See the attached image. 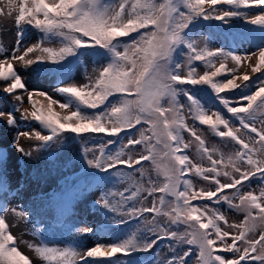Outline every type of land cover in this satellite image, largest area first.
<instances>
[{
	"label": "snow or ice",
	"instance_id": "obj_1",
	"mask_svg": "<svg viewBox=\"0 0 264 264\" xmlns=\"http://www.w3.org/2000/svg\"><path fill=\"white\" fill-rule=\"evenodd\" d=\"M0 4L4 5L0 15L6 8L16 29L15 46L0 45L3 92L22 103L23 96L17 94L22 90L31 105V110L21 112L20 122L15 117L19 104L12 111H0V120L7 125L32 128L18 132L12 147L30 157L67 140H79L85 167L75 180L65 177L67 190L74 198L81 188L109 185L93 205L100 206L105 218L99 227L72 231L66 226L69 200L50 201L37 211L54 208V223L73 237L108 233L109 225L135 222L111 243L83 250L78 244L58 247L44 239L39 243L20 239L7 216L27 223L33 213L8 208L7 198L13 192L0 154V264H35L20 250L21 244L43 264H188L194 250L193 264H264V0H0ZM255 8L259 13L251 14ZM238 20L254 27L247 32L233 30ZM199 21H219L216 29L230 47L210 48L211 34L199 46ZM30 29L41 34L31 45L25 42ZM245 41L252 42L256 51L239 54ZM181 56L183 60L178 59ZM84 57L94 58L98 66L92 73L85 66L86 83H71L72 68L83 66ZM229 60L233 67L227 66ZM14 62L54 77L52 92L63 99L29 90ZM195 62L203 64L202 74ZM244 64L259 76L237 74ZM203 85L228 115L205 107L198 93L206 89L197 87ZM34 96L44 97L47 105ZM32 122L47 134L33 128ZM197 122L231 150L210 148L198 133ZM185 132L195 142L198 161L186 154L192 141L186 142ZM20 137L36 142L31 151L20 146ZM142 162L151 165L155 179ZM192 177L205 184L198 186ZM117 185L126 187L121 190ZM149 197L151 206L146 204ZM224 204L243 213V219L228 224L220 210ZM38 224L44 231L51 227ZM32 234L41 235V227ZM163 241H169L165 247L171 256L158 254L157 245ZM154 248L157 254L151 259L135 255Z\"/></svg>",
	"mask_w": 264,
	"mask_h": 264
},
{
	"label": "rangeland",
	"instance_id": "obj_2",
	"mask_svg": "<svg viewBox=\"0 0 264 264\" xmlns=\"http://www.w3.org/2000/svg\"><path fill=\"white\" fill-rule=\"evenodd\" d=\"M3 7L4 5L0 4V8ZM219 7L227 6L221 5ZM259 11V8L252 9L251 14H257ZM6 12L7 9L5 8V14L0 15V45L10 49L15 46L16 29L13 18L8 17ZM253 27L254 26L247 24L243 28H240V30L247 32ZM209 34L212 35L211 41H207L210 48L214 49L223 45L228 48V45L225 44L222 37L215 36L210 32H201V35L196 38L199 46H204V43L206 42L204 37ZM40 35L41 34L35 29H30L27 33L25 42L31 45L38 41ZM255 42L258 43L259 41L257 40ZM237 51L239 54L243 55L246 52L256 51V48L252 42L245 41ZM254 61L255 57H253V63ZM218 63L219 61H217V64ZM85 66L88 73H92L93 68L97 67L98 64L94 63V58L84 57L83 66H73L71 72V83L79 85L87 82L84 70ZM195 66L197 68V72L202 74L204 66L200 64H196ZM227 66H234L231 60L228 61ZM31 67L25 69L19 62H14V68H16L21 77L24 79L29 90L39 89L53 95V98L62 100V97L52 92V89L55 86L54 77L43 73H33ZM245 71H247L253 78L256 77V75L259 76V73H251V69L247 66V64L242 65L237 74ZM229 78H231L230 75ZM204 86L208 88L206 85ZM252 90L254 91L255 88L253 87ZM17 94L23 96L22 103L16 102L13 95L5 94L3 92V82L0 81V111H12L13 105L19 104V111H15V117L16 120L20 122L21 112H23L24 108H29L31 110V105L28 103L26 93L22 92V90H17ZM198 94H207V91ZM33 99L40 101L41 104L45 106L47 105V100L44 97L34 96ZM184 99L185 98L180 97L182 102ZM54 107L56 111H61L58 106ZM225 114L228 115L226 112ZM187 122L192 124L191 119H188ZM234 123L238 124V122ZM257 126H260L259 120L257 121ZM32 127L36 130L42 131L43 134H47L46 130H42L36 122H32ZM21 131L30 132L32 131V128L24 127L23 124H21L20 127L9 126L6 123V120H0V150L2 151V159L9 174V182L12 186V192L16 195L15 198H7V206L8 208L16 207L17 210H19V207H23L24 210H32L33 213L30 221L27 223L23 220H18L11 214H8L7 219L11 223L15 224V227L12 229L14 235H17L24 241H31L33 243H39L41 239H44L49 243L50 246L64 247L68 244H78L81 246V250L92 247L96 243H111L115 236H113V234L110 232H101L95 236L91 234H80L79 236L73 237L68 234L66 227H62L60 224L54 223V208L47 209L43 212L37 211V209L45 208V206L48 205L50 201L60 200V194L57 195V192L62 187L66 186L65 177H72L74 173L82 171V168L85 167L81 161V142L79 140H67L64 142L65 144L59 148L53 146L52 149H44L39 153L33 152L32 156L26 157L22 153L17 152L15 148L12 147L14 137L18 132ZM197 131L203 136L210 148L215 145L225 153L231 150L227 145L221 142L219 137L214 136L210 131H208L207 126L199 125L197 122ZM184 137L186 142L192 141L191 146L185 150L186 154H188L191 159L198 161L193 138L187 132L184 133ZM19 143L25 151H31L36 142L33 140H28L25 137H20ZM88 143L89 146H91L93 141H89ZM142 163L150 170L152 178L155 179L156 173L151 171V165L148 162ZM204 164L207 166V161H204ZM136 178L140 179L139 173H137ZM146 179L147 178H145V181ZM192 179L198 186L205 184V182L200 180L198 177H192ZM257 184L258 182H253L255 194L258 195L259 188L257 187ZM145 186H147L146 183ZM107 187H109V185H105L103 188L100 186H93L89 189L81 188L77 190L75 192L74 198L72 196L71 198L66 199L70 201V205L68 213L63 218V223L66 226H71L72 231H75V228H82L86 226L99 227L103 225L105 223L103 211L99 205H95V208L93 205L95 204L96 199L99 197L100 192L106 190ZM117 187L122 190L124 187H126V185H117ZM232 191L233 190L229 189L226 190V193L230 194ZM143 195L147 194L144 193ZM168 199H171V197ZM195 203L199 202L196 201ZM146 204L151 206V197L148 198ZM213 206L217 207V205ZM220 210L224 213L228 224L237 223L243 219V213L237 212L235 209L228 208L227 204H224L222 207H220ZM145 215L151 218L152 214L146 213ZM38 221H42L43 224L51 225L50 229L48 231H44L43 226L38 224ZM134 224L135 222L130 225V229L134 228ZM37 226L41 227V235L32 234V231ZM221 226L227 228L223 221H221ZM167 243H169V241H163L157 245V248L159 249L158 254L161 257H168L172 255L169 249L165 247ZM187 247V245L184 246L185 249ZM20 250L28 255L30 259H34L35 264H43V261L40 260V258H38L35 253L29 250L26 245L21 244ZM156 254L157 252L155 250L152 254L146 257V260L151 259ZM220 254L228 258H231L232 256L231 253ZM194 260L195 250L193 251V255L188 258V264H193Z\"/></svg>",
	"mask_w": 264,
	"mask_h": 264
},
{
	"label": "trees",
	"instance_id": "obj_3",
	"mask_svg": "<svg viewBox=\"0 0 264 264\" xmlns=\"http://www.w3.org/2000/svg\"><path fill=\"white\" fill-rule=\"evenodd\" d=\"M197 23L199 25V28H198V31L199 32L202 31V30H206L207 32H209L212 28H215V26H216L215 21H212V22L199 21ZM217 66H218V64H217ZM225 76H227V78H229V75L228 74H225ZM225 76H221V77H219V79H224ZM197 87L198 88L199 87H202V88L206 89V91H207V94H201V95L199 94L198 95L202 99V102L205 104V107L206 108H211L212 110H216V109L223 110L222 109V106L219 104V102L218 101H215L214 100V97H211L209 95L211 93V89L210 88H206V87H204V85L203 86H197ZM222 95H224V94H222ZM88 111H91V110H88ZM98 135H101L102 136L103 134H98ZM144 254H146V253H137L135 255L136 256L137 255L138 256H141V255H144ZM118 255H120V254H118Z\"/></svg>",
	"mask_w": 264,
	"mask_h": 264
},
{
	"label": "bare ground",
	"instance_id": "obj_4",
	"mask_svg": "<svg viewBox=\"0 0 264 264\" xmlns=\"http://www.w3.org/2000/svg\"><path fill=\"white\" fill-rule=\"evenodd\" d=\"M15 197H16L15 194H12V195L8 196V198H15ZM32 260L34 261V259H32Z\"/></svg>",
	"mask_w": 264,
	"mask_h": 264
}]
</instances>
